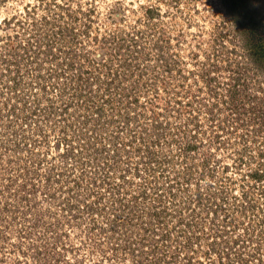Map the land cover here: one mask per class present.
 <instances>
[{
	"label": "rangeland",
	"instance_id": "rangeland-1",
	"mask_svg": "<svg viewBox=\"0 0 264 264\" xmlns=\"http://www.w3.org/2000/svg\"><path fill=\"white\" fill-rule=\"evenodd\" d=\"M0 264H264V0H0Z\"/></svg>",
	"mask_w": 264,
	"mask_h": 264
}]
</instances>
